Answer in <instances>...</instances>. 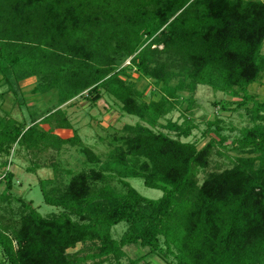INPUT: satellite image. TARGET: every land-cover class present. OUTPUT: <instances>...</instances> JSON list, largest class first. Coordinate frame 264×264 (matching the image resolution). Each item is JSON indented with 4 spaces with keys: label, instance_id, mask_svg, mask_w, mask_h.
I'll return each instance as SVG.
<instances>
[{
    "label": "trees",
    "instance_id": "obj_1",
    "mask_svg": "<svg viewBox=\"0 0 264 264\" xmlns=\"http://www.w3.org/2000/svg\"><path fill=\"white\" fill-rule=\"evenodd\" d=\"M263 41V0H0V103L12 95L31 123L2 112L0 158L15 146L70 145L88 165L65 170L66 183L39 181L44 204L58 210L45 216L12 194L11 171L0 173V201L20 206L16 218L0 215V264H122L131 244L147 251L127 264H150L151 255L165 264H264V99L249 92L264 76ZM31 78L29 94L45 105L37 112L21 87ZM148 85L157 100L145 96ZM199 85L240 99L221 109H244L252 125L227 143L219 121L208 122L217 140L198 149L182 140L194 129L187 118L160 123L183 103L190 112ZM104 96L137 121L111 134L102 159L75 131L60 138L54 130L71 129L63 105L82 97L95 106ZM216 145L244 155L205 172ZM134 178L161 197L140 195Z\"/></svg>",
    "mask_w": 264,
    "mask_h": 264
},
{
    "label": "rangeland",
    "instance_id": "obj_2",
    "mask_svg": "<svg viewBox=\"0 0 264 264\" xmlns=\"http://www.w3.org/2000/svg\"><path fill=\"white\" fill-rule=\"evenodd\" d=\"M264 51V41L262 45V52ZM124 64H128L126 61ZM136 77V75H133ZM34 81L24 82L22 92L25 94L26 100L32 102L37 100L36 112L38 109H44V100L34 99L29 94L33 88ZM146 81H139L137 88L142 90L146 86ZM154 91L152 85H148L145 91V96L148 97L150 92ZM156 92V90L154 91ZM249 92L258 100L264 99V76L260 85L252 84L249 87ZM183 99L189 97V94L184 92L181 94ZM154 99H158V92L155 93ZM47 100V99H45ZM194 105L190 112L184 111L187 104L183 103L178 106L176 110L171 112L166 119L161 120L160 123L165 124L167 120L176 122L177 124L183 123L187 118L194 129L191 131V135L183 141L194 142L198 149L202 148L209 139L217 140L216 135L211 129L209 130L208 122L218 120V125L221 128V134L228 138L229 143L231 140L239 136L240 130L245 127H250L252 122L246 115L244 109H235L234 104H226L228 109H221V103L237 102L238 98H231L221 92H214L207 86L199 85L193 93ZM12 95L8 94L4 97V100L0 103V115L2 112H10V116L18 121H23L30 125V119L26 108H18L13 103ZM68 121L71 124V129H55L54 133L60 138H70L73 132L80 138L81 142L89 147L96 155H99L102 159L105 158L110 151L109 139L111 134L119 133L125 124H134L137 119L128 115H123L119 107L115 102L104 96L95 106L88 103L82 97L74 99L73 101L63 105ZM41 128L48 130V125L43 124ZM163 132H167L163 130ZM174 137V133H169ZM229 146V147H228ZM226 148H222L216 145L210 155L208 169L205 172L221 171L231 166V160L234 157L243 156L244 154L238 150L232 149L231 145ZM85 157L79 153L76 146L64 145L60 149L47 148L42 150L29 151L23 147L15 146L9 157H1L0 162L7 161L8 164L4 168H0V173L7 169L14 174V186L12 194L16 197L24 198L27 202L32 201L33 207L42 215H48L50 213H56L58 210L51 206L45 205L43 202L42 193L39 186L40 180L55 179L59 182L66 183L69 179L65 170H71L73 173H77L81 170L87 171L88 165H83ZM54 167H57L55 171ZM204 173L198 174V180L202 181ZM131 186L143 197L149 199H158L161 197L162 192L155 189H150L144 186L142 179L134 178L128 180ZM112 185L119 187L117 181L114 180ZM4 189V183H0V192ZM10 204L5 205L0 201V215L5 217L6 220H10L12 217L16 218L20 209V206L13 199L10 200ZM7 220V221H8ZM126 223L121 222L112 229V235L115 238L125 231ZM90 247V246H89ZM81 249V245H76L75 248L69 249L67 252L74 253ZM90 249L86 247L81 255H84ZM125 257L120 262L127 264L128 259H136L139 256L146 253L147 248H142L137 244H131L123 248ZM110 259V258H109ZM1 260V253H0ZM145 262L150 264H165L159 257L151 255L145 259ZM83 264H92L91 260L86 261ZM103 264H116L115 260L110 259Z\"/></svg>",
    "mask_w": 264,
    "mask_h": 264
},
{
    "label": "crops",
    "instance_id": "obj_3",
    "mask_svg": "<svg viewBox=\"0 0 264 264\" xmlns=\"http://www.w3.org/2000/svg\"><path fill=\"white\" fill-rule=\"evenodd\" d=\"M263 1H264V0H263ZM31 80H33V81H34V79H33V78H31V79L27 80V82H28V81H31Z\"/></svg>",
    "mask_w": 264,
    "mask_h": 264
}]
</instances>
